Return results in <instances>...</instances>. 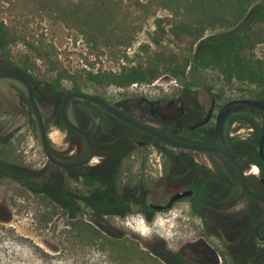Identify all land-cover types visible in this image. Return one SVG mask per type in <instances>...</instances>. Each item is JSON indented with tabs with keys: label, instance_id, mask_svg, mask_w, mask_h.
I'll use <instances>...</instances> for the list:
<instances>
[{
	"label": "flooded vegetation",
	"instance_id": "af4514ba",
	"mask_svg": "<svg viewBox=\"0 0 264 264\" xmlns=\"http://www.w3.org/2000/svg\"><path fill=\"white\" fill-rule=\"evenodd\" d=\"M1 60L4 65L0 71L16 72L30 81L51 154L67 164L56 163L46 155L26 85L15 78L0 77V86L14 89L10 104H16V111L19 101L26 106L25 121L34 129L45 157L38 164L27 160L19 147V125L12 126L0 135V166L8 170L0 177L19 182L27 167L35 168V175L46 173L53 185H63L75 198L113 202L106 216L138 212L149 221L157 212L167 215L176 204H183L180 214L196 219L199 238L176 249L165 240L156 241L149 250L155 251L163 264H224L226 260L229 264H264V160L259 152L264 109L236 103L226 110L235 99L264 101V86L258 93L228 96L225 89L198 81L195 68L190 67L185 78H175L163 86L149 82L143 87L108 85L97 90L62 83L49 87L31 81L17 67ZM68 93L74 95L67 101V116L87 134L92 146V155L84 162L78 160L86 151V139L62 116ZM77 93L95 96L113 110ZM7 94L0 89V111L3 101L12 99ZM45 102L47 113L42 107ZM219 115L224 120L217 139ZM133 121L181 144H173ZM49 122L53 129L65 131L64 146L53 144ZM245 126L248 132L240 135ZM190 145L219 147L232 156L244 171L247 185L260 198L244 189L237 166L224 154ZM177 193L180 196L167 205ZM239 201L242 205L237 207ZM232 228L235 236L231 239L226 232Z\"/></svg>",
	"mask_w": 264,
	"mask_h": 264
},
{
	"label": "trees",
	"instance_id": "16d2710c",
	"mask_svg": "<svg viewBox=\"0 0 264 264\" xmlns=\"http://www.w3.org/2000/svg\"><path fill=\"white\" fill-rule=\"evenodd\" d=\"M132 2L142 10L161 8L169 12V15L158 16L155 20L156 28L151 37L158 49L152 52L146 61L124 65L119 71L85 69L84 79L87 82L82 84L77 78L67 74L65 69L57 70L53 60V46L42 36L40 38L31 36V39H27L28 34L25 30L19 29L18 32L16 24H8L4 19H0V58L7 60L10 66L17 67L31 81L49 87L61 86V79L64 77L73 78L71 84L73 87L87 90H97L100 86L108 85H129L133 82L149 83L164 73L183 79L190 67L214 69L227 82L238 84V90L241 92L264 86V57L255 53L256 46L264 44V0H132ZM251 7H254L253 14L239 31L221 40L210 42L192 54L198 41L205 43L204 35L208 29L237 25ZM0 10L9 12L19 10V16L25 17L51 15L57 11L59 18L68 25H84L90 30L97 31L89 33L95 45L99 44V34L106 27L104 20L99 19L96 9H83L86 14L80 16L77 13L78 9L70 11L57 0H0ZM18 39L25 44L27 50L19 61H14L11 57V44ZM164 41L173 43V46L163 44ZM144 50L148 51V47ZM38 58L44 68L36 63L35 60ZM27 168L26 173L19 175V187L22 191H28L36 196V204L45 206L43 212L48 217L60 210L67 218L61 234L63 246L65 245L64 255L55 257L53 253L36 245L33 249H28L31 260L24 257L13 258L19 253L13 249L5 261L6 264H57L56 259L66 258V246L69 244L93 241H97L98 245L103 247L101 256L106 262L110 259L120 264H163L155 251L143 247L136 239L119 237L105 228L104 217L109 213L108 209L114 205L113 202L96 197L75 198L63 185L59 183L53 185L46 173L37 176L34 174L35 168ZM7 171L5 167L0 166V175L6 174ZM0 211L6 212L2 207ZM40 214L36 206L33 215L38 219ZM48 217H45L44 221H47ZM0 220L7 224L10 220L9 215L0 217ZM11 234H8L9 239L17 240L18 236ZM14 244L17 245L18 242L15 241ZM17 247L19 248V244ZM21 250L22 255L29 257L24 248ZM226 263L228 260L224 264Z\"/></svg>",
	"mask_w": 264,
	"mask_h": 264
},
{
	"label": "rangeland",
	"instance_id": "374dc122",
	"mask_svg": "<svg viewBox=\"0 0 264 264\" xmlns=\"http://www.w3.org/2000/svg\"><path fill=\"white\" fill-rule=\"evenodd\" d=\"M57 1L70 11L78 9L77 13L80 16L86 14L83 9L97 10L99 19H103L106 24L104 31L99 34V44L95 45L89 36V33L97 31L90 30L84 25H68L62 18H59L60 16L57 11L51 15H29L25 17L19 16V10L13 12L0 10V19H4L8 24H16L18 32L19 29L25 30L28 34L27 39H31V36L35 38L42 36L46 42L53 46V60L57 65V70L62 71L65 69L67 74L74 76L82 84L87 82L84 79L85 69L119 71L124 65L128 66L139 61H146L152 52L158 49V46L154 44L151 37L153 30L156 28L155 20L158 16L169 15L168 11L161 8L142 10L132 0ZM253 11L254 7H251L247 12L245 21L250 19ZM240 27L237 28V25H235L208 29L204 35L205 43L198 41L194 45L192 54L200 51L210 42L221 40L232 32L239 31ZM163 44L173 46V43H168L167 41H164ZM145 47H148V51L144 50ZM26 50L25 44L19 39L16 40L11 44L12 59L19 61ZM255 53L258 56L264 57V44H258L255 48ZM35 61L40 65L39 67H45L41 64L39 58ZM3 62L0 59V67L4 65ZM162 75H164V80L168 82L167 85L172 84L170 79L175 77L170 76L168 73ZM194 76L200 82L208 83L218 89H225L228 96H234L241 92L238 90V84L227 82L214 69L195 68ZM72 81V77L61 79V83L64 86H70ZM161 81L162 79L158 82ZM0 89L8 93L9 99L12 98L10 93L14 89L10 86H0ZM261 90V87H253L248 92L258 93ZM13 99L9 102L5 99L2 103L3 107L2 111H0V135L9 130L10 127L19 125L20 150L24 153L27 160L32 163H41L45 160V157L34 129L25 121L24 113L26 106L22 105L19 101V109L16 111V104H10ZM42 107L45 113H47L48 104L46 102L42 103ZM3 109L19 113V116L6 113ZM53 128V124L49 122L53 144L55 146H64L62 138L65 131ZM247 132L248 129L245 126L238 133L246 135ZM35 201L36 196L28 191L23 192L19 187V182L15 181V179L0 177V208L2 207L6 211H0V217L10 216L7 224H4L0 220V264H6L5 261L7 257H10L13 249L17 252L19 251L17 253L18 256L13 258L23 259L24 257L27 260H31L29 250L33 249L36 245L43 250L53 253L55 257L64 255L63 250L65 245L63 246L61 234L67 218L63 216L60 210H57V212L48 217L43 212L46 209L45 206H39ZM182 205L176 204L167 215L163 212H157L149 221L138 212L126 216L108 215L104 217V226L108 231L117 235L122 233L124 238L138 239L137 241L148 249H152L156 241L162 240H165L171 248L176 249L186 246L190 241L199 238L196 231L198 222L196 219L180 214L179 208ZM241 205L242 202L239 201L237 207ZM36 206H38L41 213L38 215V219L33 215ZM45 217H48L47 221H44ZM11 233L18 236L15 241L18 242L19 248L17 247L18 244H14L13 238L9 239L10 236L8 234ZM226 234L228 238H234V228L228 230ZM66 247V258L56 259L57 264H120L116 261L112 262L110 259L107 262L104 261L105 258L101 256L103 247L98 245L97 241L83 244L72 243ZM21 248H24L25 253L29 257L22 255Z\"/></svg>",
	"mask_w": 264,
	"mask_h": 264
},
{
	"label": "water",
	"instance_id": "95a60500",
	"mask_svg": "<svg viewBox=\"0 0 264 264\" xmlns=\"http://www.w3.org/2000/svg\"><path fill=\"white\" fill-rule=\"evenodd\" d=\"M247 15V14H246ZM246 19V16L242 19L241 22H239L237 24V28L240 27L241 24H245V21ZM233 33V32H232ZM0 77H10V78H15L21 82H23L27 89H28V94H29V100H30V104H31V107L33 109V112L35 114V117H36V120H37V124H38V128H39V133H40V136H41V141H42V145H43V148H44V151L46 153V155L54 162L56 163H59L61 165H66L67 163L66 162H63V161H59L57 159H55L53 157V155L51 154V151H50V148H49V145H48V139H47V132H46V128H45V124H44V121H43V118H42V115H41V112L39 110V107L32 95V85L30 83V81L23 75L19 74V73H16V72H11V71H0ZM74 95V93H68V95L66 96V98L63 100V103H62V116H63V119L64 121L66 122L67 125L71 126L72 128L76 129L79 133H81L85 139H86V145H87V148H86V151L84 153V155L78 160V162H84L86 160H88L91 155H92V146H91V143L89 141V138L87 136V134L82 131L80 128H78L77 126H75L68 118L67 116V113H66V104H67V101L68 99ZM77 95L79 96H83V97H86V98H90L100 104H102L103 106L113 110L111 107L107 106L106 103H104L102 100H100L99 98L95 97V96H92L90 94H84V93H77ZM236 103H243V104H246L247 106H254V107H259V108H263L264 109V101L263 100H260V99H255V98H241V99H235V100H232L228 103V106L226 107V110L230 109L233 105H235ZM122 116V115H121ZM223 120H224V116L223 115H219L218 118H217V122H216V137L217 139H219L221 137V134H222V124H223ZM133 123L139 125V126H142L146 129H148L147 127L137 123V122H134ZM150 130L152 133L160 136V137H163L165 138L167 141L173 143V144H181L180 142H178L177 140H174V139H171L167 136H164V135H161L159 134L158 132L154 131V130H151V129H148ZM190 146H196L198 148H204V149H211V150H214L218 153H221V154H224L227 158H229L236 166H237V169H238V173H239V177H240V182L242 184V186L244 187V189L260 198L259 195H257L256 193H254L250 188L249 186L247 185L246 183V180H245V173L244 171L240 168V166L238 165L237 161L232 157L230 156L228 153H226L225 151H223L222 149H220L219 147H213V146H204V145H190ZM259 152H260V155L261 157L263 158L264 160V121L262 123V127H261V136H260V141H259ZM181 193H177L175 194L171 200L168 202L167 205H170L171 202L176 199L178 196H180ZM157 208H162V206L158 205ZM264 220V218H263ZM260 221L257 225V230L260 226V224L263 222Z\"/></svg>",
	"mask_w": 264,
	"mask_h": 264
},
{
	"label": "built area",
	"instance_id": "2783aa9c",
	"mask_svg": "<svg viewBox=\"0 0 264 264\" xmlns=\"http://www.w3.org/2000/svg\"><path fill=\"white\" fill-rule=\"evenodd\" d=\"M162 79V81L161 82H158L159 80H161ZM175 78H171L170 79V82H175ZM153 82H158V83H160V84H162V85H167L168 84V82H166L165 80H164V75H160L159 77H157L155 80H153L152 81V83ZM147 83H140V82H133V83H131L130 85L131 86H140V87H143V86H145Z\"/></svg>",
	"mask_w": 264,
	"mask_h": 264
}]
</instances>
